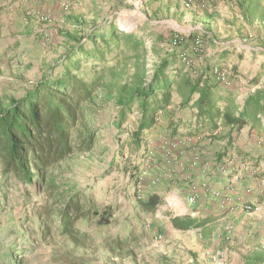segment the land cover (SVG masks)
<instances>
[{"label": "trees", "instance_id": "16d2710c", "mask_svg": "<svg viewBox=\"0 0 264 264\" xmlns=\"http://www.w3.org/2000/svg\"><path fill=\"white\" fill-rule=\"evenodd\" d=\"M239 6L250 23L257 18L264 20V9L257 3L241 0ZM96 18L88 21L81 15L67 16L73 28L58 30L64 49L56 60L48 63L31 85L0 93V163L4 175L43 194L36 212L40 235L45 240L51 238L56 226L61 248H66L58 255L68 264H92L82 256L75 258L69 249L88 246L89 236L83 226L94 224L109 252L130 256L131 245L140 239L131 232L114 237L102 232L115 224L114 205L98 203L64 175L72 159L95 148L102 125L100 114L107 106L113 108L107 124L120 136L130 116L136 115L132 138L138 148L151 130L164 128L162 132H169L165 131V138L171 140L180 133L179 124L163 127L160 123L161 112L176 102L190 114L191 125L183 135L193 137L209 131L212 141L231 144L233 133L248 125L264 135V60L262 68L248 77L249 90L240 100L237 85L246 77L240 63L233 62L228 52L209 53L204 29L188 33L172 28L128 30L115 18H105L101 23ZM158 25L148 20L145 26ZM198 36L205 44L201 54L194 48ZM176 37L179 41L174 44ZM123 145L121 141L119 152ZM223 156L225 152L217 159L221 163ZM114 163L115 155L109 166ZM130 179L136 194L132 216L141 218L154 212L162 197L154 191L139 192L138 165L130 171ZM173 225L179 229L199 226L180 217L173 219ZM157 263L176 264L162 256ZM245 264H264V249L246 258Z\"/></svg>", "mask_w": 264, "mask_h": 264}, {"label": "rangeland", "instance_id": "374dc122", "mask_svg": "<svg viewBox=\"0 0 264 264\" xmlns=\"http://www.w3.org/2000/svg\"><path fill=\"white\" fill-rule=\"evenodd\" d=\"M68 2L67 16L81 15L88 21L97 17V21L101 23L105 18H115L120 27L128 30L144 31L151 28L154 31H167V28H172L171 26L178 28L173 20L176 18L175 13L167 5L170 0H124L123 3L111 0H68ZM179 2L178 0L172 8L181 7ZM0 4L2 5V2ZM1 5L0 93H11L31 85L32 81L40 77L45 66L56 60L64 49L60 42L62 36L58 34V30L73 28V22L67 20V16L64 15L59 18V23L56 25L46 26L49 31L54 28L56 30L47 35L49 40H44L43 36L45 44L36 41V38L32 42L31 38L34 35L28 36L26 31L24 32L26 28L24 16H32L31 18L38 21L39 19L32 13L26 15L23 11L22 16L18 11L16 13ZM148 20L160 25L146 27ZM55 22L53 18L52 23ZM187 31L182 32L188 33ZM252 43L251 41L250 44ZM260 55L261 53L254 55L249 53L247 57L239 59L243 73L246 75L237 85L240 90L239 99H242L249 90L248 77L250 79L262 68L264 56ZM112 115V105L101 111L102 125L95 148L90 153L72 159L69 163L70 169L64 175L77 187L91 193L98 203L114 205L115 224L102 232L109 234V237L131 232L140 239L131 245L133 253L130 256L126 252L122 254L109 252L101 243V232L94 224H90L81 228L89 236L86 240L88 246L80 250L69 247L72 250L70 252H73L75 258L82 256L92 264H158L157 259L161 256L173 259L176 264H193L192 260L190 261L191 253L182 248L184 245L181 246L179 243L173 245L169 236L162 234L161 229L156 226V211L144 213L141 218L132 216L136 211V194L135 185L130 179V171L134 169V165H138L141 173L146 167L145 158L149 153L153 154L154 166H159L155 169L165 167L164 159L167 151L164 143L165 130L147 132L142 147L138 148L132 138L136 127V115L130 116L124 124L126 128L121 136L113 125L107 124ZM121 141H124V145L119 152ZM114 155L115 163L110 167ZM154 166L149 168V178L159 176L153 170ZM108 170L110 171L106 172ZM165 183L168 185L163 187L162 191L170 190V182L165 181ZM146 186L147 182L143 185L144 192ZM42 196L43 194H38L34 187L4 175L0 163V264H16V260L22 264H68L61 255H58L60 249L66 248H61V236L57 234L56 226L53 229L55 234L51 238L45 240L40 235L36 212L42 203ZM222 232L224 239L229 241L233 233L230 225L226 224Z\"/></svg>", "mask_w": 264, "mask_h": 264}, {"label": "crops", "instance_id": "0c3cea01", "mask_svg": "<svg viewBox=\"0 0 264 264\" xmlns=\"http://www.w3.org/2000/svg\"><path fill=\"white\" fill-rule=\"evenodd\" d=\"M179 1L181 7L172 8L178 0H170L167 4L176 16L173 20L178 28L171 26L172 29L181 32L204 29L209 53L228 52L233 62H239V59L247 57L249 53H261L260 56H264V20L257 18L252 23L246 20L239 6L241 0H209V7L203 11L188 9L184 6V0ZM247 1L250 5L257 3L260 9H264V0ZM0 2L2 7L18 11L22 16L23 11L26 15L32 13L35 17L42 11L52 13L56 22L50 24L41 23L31 18L32 16H24V32L26 31L28 36L34 35L32 42L35 38L41 43L49 40L47 35L56 29L49 28V31L46 26L56 25L59 18L68 14L56 0ZM160 123L163 127L171 123L179 124L181 134L174 138L179 142L174 149V162L168 167L165 164V167L155 169L159 166H154L153 170L159 175V181L154 185L147 182L145 187L146 193L154 191L162 197L155 210L156 226L161 229L162 234L169 236L173 245H184L182 248L191 253L190 261L192 260L193 264H245L246 258L264 249V135H259L250 125L239 133L234 132V141L231 144L226 140L212 141L208 138L209 131L193 137L183 135L191 125V119L189 112L181 110L177 102L161 112ZM223 152L225 156L222 160L227 157L237 159L235 166L226 170L220 169L221 162L217 159ZM195 155H200L201 158L197 167L191 164ZM165 181H169L171 187L170 190L162 191L163 187L168 185ZM203 182L207 183L206 187L201 185ZM192 184L198 185V197L196 202L191 204L188 197ZM216 191L230 194L236 200V206L232 209L222 208L219 205L221 194L217 196ZM243 200L256 202L260 208L246 211L240 204ZM175 217L189 218L199 226L191 229L176 228L173 225ZM226 224L230 225L233 231L229 241L224 239L222 234ZM221 249H225L224 259L214 261L213 255Z\"/></svg>", "mask_w": 264, "mask_h": 264}, {"label": "built area", "instance_id": "2783aa9c", "mask_svg": "<svg viewBox=\"0 0 264 264\" xmlns=\"http://www.w3.org/2000/svg\"><path fill=\"white\" fill-rule=\"evenodd\" d=\"M217 2H220L222 0H214ZM56 2L60 5L61 9L63 11H66L69 8V2L68 0H56ZM1 3V2H0ZM209 0H184V6L186 8H195L199 11H203L205 9H207L209 7ZM36 17L39 19V21H41L44 24H50L52 23L53 20V15L51 12L49 11H42V12H38ZM179 39L176 37L174 39V44L178 43ZM195 50L198 53H204L205 52V44L203 42V39L198 36L195 40V45H194ZM164 143L167 145V151L165 152V163L167 165H170L174 162V149L176 148V146L178 145V141H175L174 139H167L164 138ZM259 144H261V141H258ZM146 159V167L145 169L140 173V182L138 183V188H139V192L142 193L143 192V185L145 184V182H149L152 185L157 184L159 181V176L156 177H151L149 178L148 172H149V168H151L152 166H154V157L152 153L147 154ZM201 162V158L200 155H195L192 159V166L197 167ZM237 163V159L235 157H227L222 163H220L219 167L222 170H226L229 167H233L235 166ZM242 164L245 166L246 163L242 162ZM206 182H203L201 185H205L203 187H206ZM190 190L191 193L188 197V201L189 203H195L196 199L198 197V185L197 184H192L190 186ZM217 196H219V194H221L220 192L216 191L215 193ZM235 199L227 193H223L219 196V205L222 208H229L232 209L234 208L235 205ZM240 204L242 205V207L246 210V211H254V210H258L260 208L259 204L256 202H250L248 200H243L240 202ZM231 228V226H230ZM225 256V251L224 250H220L216 255L213 256V260L214 261H220L223 260Z\"/></svg>", "mask_w": 264, "mask_h": 264}]
</instances>
